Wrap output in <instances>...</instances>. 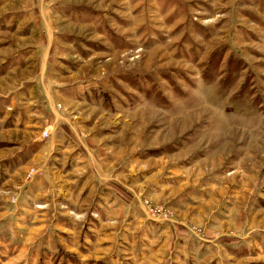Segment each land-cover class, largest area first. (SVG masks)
Here are the masks:
<instances>
[{"label": "rangeland", "instance_id": "374dc122", "mask_svg": "<svg viewBox=\"0 0 264 264\" xmlns=\"http://www.w3.org/2000/svg\"><path fill=\"white\" fill-rule=\"evenodd\" d=\"M0 264H264V0H0Z\"/></svg>", "mask_w": 264, "mask_h": 264}]
</instances>
